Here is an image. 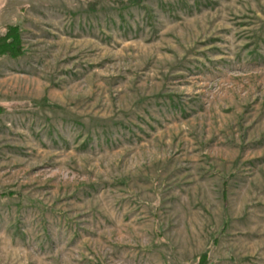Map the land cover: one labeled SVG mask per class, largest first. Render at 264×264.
Returning a JSON list of instances; mask_svg holds the SVG:
<instances>
[{
	"label": "rangeland",
	"instance_id": "obj_1",
	"mask_svg": "<svg viewBox=\"0 0 264 264\" xmlns=\"http://www.w3.org/2000/svg\"><path fill=\"white\" fill-rule=\"evenodd\" d=\"M0 264H264V0H0Z\"/></svg>",
	"mask_w": 264,
	"mask_h": 264
},
{
	"label": "trees",
	"instance_id": "obj_2",
	"mask_svg": "<svg viewBox=\"0 0 264 264\" xmlns=\"http://www.w3.org/2000/svg\"><path fill=\"white\" fill-rule=\"evenodd\" d=\"M21 38L20 32L16 25H9L0 35V56H17L21 53Z\"/></svg>",
	"mask_w": 264,
	"mask_h": 264
}]
</instances>
